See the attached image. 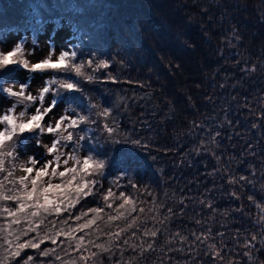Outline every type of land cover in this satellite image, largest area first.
I'll return each instance as SVG.
<instances>
[{
    "label": "trees",
    "instance_id": "1",
    "mask_svg": "<svg viewBox=\"0 0 264 264\" xmlns=\"http://www.w3.org/2000/svg\"><path fill=\"white\" fill-rule=\"evenodd\" d=\"M63 20L77 36L66 51L77 55L51 65L71 71L49 70L45 86L70 80V91L51 85L52 99L88 117L69 129L85 137L75 154L103 159L105 169L86 177L96 183L78 203L20 240L28 223L9 228L11 218L0 215V264L28 255L29 264H264V0H0V32L35 36ZM100 60L109 67L97 69ZM18 67L0 69V85ZM104 108L109 115H98ZM35 135L18 134L3 151ZM4 167L7 192L23 175L12 156ZM121 192L132 202L124 209ZM46 235L56 243L11 256L18 243Z\"/></svg>",
    "mask_w": 264,
    "mask_h": 264
},
{
    "label": "snow or ice",
    "instance_id": "2",
    "mask_svg": "<svg viewBox=\"0 0 264 264\" xmlns=\"http://www.w3.org/2000/svg\"><path fill=\"white\" fill-rule=\"evenodd\" d=\"M40 23V21H37ZM36 41L33 40V44ZM77 55V51H61L56 59H53V53L50 51L49 55L37 63H33L31 67H26L28 59L25 57L24 52V42L16 44L10 51H0V69L8 68L11 65H18L20 68L27 69L29 73H44L49 70L55 71L57 73H70V69H63L60 67H50L51 65H61L66 60L74 61ZM74 63V62H73ZM83 64V63H77ZM93 64V63H92ZM84 67V64H83ZM109 64L107 61L100 60L96 63L97 69H107ZM112 77L109 75V79ZM93 76H87V80L92 81ZM69 79H51L47 81V85L43 87L38 96L32 94H26V90L29 88V84L22 83L19 85V90H14V87H3L0 85V91L5 93L9 98H15L17 104L24 105L25 109L31 104H35L38 100L40 106L35 107L34 114H31L25 119L26 111L19 112V117L15 114L16 105H12L8 108L4 115H0V125H5L4 129L0 131V172L5 170L4 162L5 157L13 156L12 151L4 152L6 142L11 141L13 137L18 134L36 132L40 135L45 133L55 136L51 146H45L47 148V154L54 156V160H49L44 163L41 167L35 168L38 163L37 160L30 158V163L32 167H24L23 172L25 175L21 176L18 180V187H13L5 192L3 182H0V201L9 202L14 201L15 207H5L0 205V215L7 214V217L11 218L9 228L11 225H18L22 221L28 223L29 228L27 231H20L15 234V239L20 240L21 236H27L29 231H36L39 224H43L44 218L47 215L53 213L59 214L62 210H67L72 208L79 201L81 194L85 193V189H88L90 184L96 183L94 180L86 179V177H92L94 175H103V170L105 169V161L103 159H94L91 155L85 156L82 160L75 153L80 150L82 145L78 141L84 140V136H79L78 140L74 139V134L69 129H75L80 123L86 122L88 117L78 116L75 118L73 115H62L57 119L55 125L51 123L43 124L45 117L53 112L58 101L53 98L48 106H44V101L46 94L50 93L51 85H58V89L72 90L70 87ZM77 89V88H76ZM59 95V92L56 93ZM27 102V103H26ZM93 107H96L93 105ZM69 113H75V109L70 106L66 109ZM101 116H108L109 109L104 108L102 112L98 113ZM67 122V123H66ZM104 129L109 136L116 133L117 127L115 125L105 124ZM67 132L65 135L64 133ZM72 143V153L68 154L67 158L63 160L65 165L63 171H58L60 167L61 156L64 155L60 152L61 147H67L68 143ZM120 141H114V143H119ZM37 143H40L37 137ZM134 143H139V141H134ZM73 161L72 167H67L69 161ZM55 164V166H53ZM51 169V171H49ZM35 171V174L32 173ZM12 173L9 172L8 176ZM45 177H48L47 182H45ZM52 178H59L60 183H53ZM7 179V177H5ZM241 180L245 177L241 176ZM233 181H230L232 183ZM113 196L111 189L108 190L107 195L103 197L105 201L109 197ZM121 197H124V202L119 205L120 209H124L125 205H131V200L125 196L124 192L120 193ZM118 199V198H117ZM251 200L252 197H249ZM108 207H112L111 204ZM134 208L129 209V211H134ZM91 212L99 214L103 211L100 207H94L90 209ZM124 217V213L120 212L117 216L111 217V219H121ZM37 219L39 223H36ZM80 216L76 217L79 220ZM95 223V219L87 221V225ZM87 225L81 224L79 227L83 229ZM73 229L72 231H74ZM0 231H4L3 226H0ZM51 231V230H50ZM71 233H69L70 235ZM156 232L151 233L152 236H156ZM34 239H28L24 242L18 243L15 250L11 252L13 259L21 257V253L25 249H39L41 243L44 239H50L53 244L56 243L54 235L41 238L38 242H34ZM81 241L83 237L79 238ZM255 239V237H253ZM11 244V241H8ZM80 247V244H77ZM40 255L47 256L48 251L44 250L40 252ZM33 260L32 255H28L26 259L23 260V264H29Z\"/></svg>",
    "mask_w": 264,
    "mask_h": 264
},
{
    "label": "rangeland",
    "instance_id": "3",
    "mask_svg": "<svg viewBox=\"0 0 264 264\" xmlns=\"http://www.w3.org/2000/svg\"><path fill=\"white\" fill-rule=\"evenodd\" d=\"M25 33V34H24ZM33 40L36 41L33 44ZM77 40V36L73 34L71 24L65 20L61 24H55V22L48 23L43 30H40L34 36L29 29L21 30H5L0 32V51H10L16 44L24 42L25 57L28 59L26 67H31L33 63L41 61L46 58L50 51L53 53V59H56L61 51L71 50L73 42ZM51 75L50 72L44 73H29L27 69L18 67L15 71L9 74V76L3 81V87H14V90H19V85L22 83L29 84V88L26 90V94H32L38 96L40 90L45 87L46 79ZM52 100L51 92L46 94L44 106ZM16 105L15 114L19 117V112L26 111L25 119L34 114L35 107L40 106V102L37 100L35 104H31L27 109L24 105L17 104L15 98H9L5 93L0 91V115H4L8 108L12 105ZM69 103L60 101L57 103L53 112L45 117L43 124L51 123L55 125L57 119L62 115H73L66 109L69 108ZM67 123V122H66ZM4 125H0V131L3 130ZM37 137L40 143H37ZM55 139V136L51 134L35 135L30 137L25 143L14 145L11 151L13 152V163L15 166V173L17 175H24V167H32L30 158L35 159L38 163L35 168L41 167L49 160H54V156L47 154V148L45 146H51V143ZM60 152L64 155L61 156L60 168H63V160L67 158L68 154L72 153V147H61ZM81 156L84 158L87 153L82 150ZM73 161H69L72 164ZM55 164H53L54 166ZM51 171V169H49ZM34 173V172H33ZM48 180V177H45Z\"/></svg>",
    "mask_w": 264,
    "mask_h": 264
}]
</instances>
